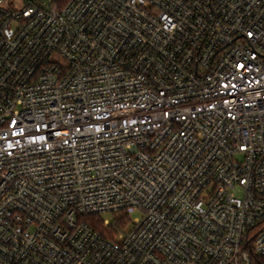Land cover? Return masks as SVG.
<instances>
[{"label": "built area", "instance_id": "2783aa9c", "mask_svg": "<svg viewBox=\"0 0 264 264\" xmlns=\"http://www.w3.org/2000/svg\"><path fill=\"white\" fill-rule=\"evenodd\" d=\"M0 264H264V0H0Z\"/></svg>", "mask_w": 264, "mask_h": 264}, {"label": "rangeland", "instance_id": "374dc122", "mask_svg": "<svg viewBox=\"0 0 264 264\" xmlns=\"http://www.w3.org/2000/svg\"><path fill=\"white\" fill-rule=\"evenodd\" d=\"M234 194H235L236 196H240V195H241L240 192H239L238 190L234 191ZM129 217H130V219H131V222H133L134 220H137V219L139 220V219H141V213L138 212V211H132V212L129 214ZM103 218H111V216L107 214V215H104Z\"/></svg>", "mask_w": 264, "mask_h": 264}, {"label": "trees", "instance_id": "16d2710c", "mask_svg": "<svg viewBox=\"0 0 264 264\" xmlns=\"http://www.w3.org/2000/svg\"><path fill=\"white\" fill-rule=\"evenodd\" d=\"M100 219V218H99ZM124 219V218H121V220Z\"/></svg>", "mask_w": 264, "mask_h": 264}]
</instances>
